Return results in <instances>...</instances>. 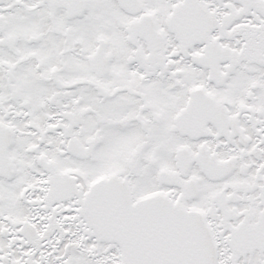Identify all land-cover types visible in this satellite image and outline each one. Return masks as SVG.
Masks as SVG:
<instances>
[{
  "label": "snow or ice",
  "instance_id": "6c2138e0",
  "mask_svg": "<svg viewBox=\"0 0 264 264\" xmlns=\"http://www.w3.org/2000/svg\"><path fill=\"white\" fill-rule=\"evenodd\" d=\"M0 264H264V0H0Z\"/></svg>",
  "mask_w": 264,
  "mask_h": 264
}]
</instances>
